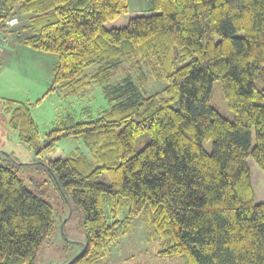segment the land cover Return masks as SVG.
<instances>
[{"label":"trees","instance_id":"obj_1","mask_svg":"<svg viewBox=\"0 0 264 264\" xmlns=\"http://www.w3.org/2000/svg\"><path fill=\"white\" fill-rule=\"evenodd\" d=\"M151 4L154 14L107 28L127 12L128 0H0L4 36L21 35L26 47L58 58L43 97L57 89L76 96L127 70L105 87L109 109L90 121L68 117L43 139L30 108L40 99L4 103L9 127L39 158L63 138L82 139L88 149V156L44 163L67 202L83 212V247L62 264H99L139 216L160 257L264 264V202L254 201L247 163L251 157L264 172V0ZM9 18L22 24L4 25ZM148 78L164 88L145 94ZM215 80L233 119L210 104ZM140 138L145 144L137 150ZM203 140L212 141L211 152ZM104 171L109 183L97 180ZM55 226L52 206L0 164V264H35Z\"/></svg>","mask_w":264,"mask_h":264},{"label":"rangeland","instance_id":"obj_2","mask_svg":"<svg viewBox=\"0 0 264 264\" xmlns=\"http://www.w3.org/2000/svg\"><path fill=\"white\" fill-rule=\"evenodd\" d=\"M154 13L151 0H128L127 12L106 22L105 27H122L135 15ZM26 20V17H22L23 23ZM24 34L25 32L22 33ZM21 37L12 32L11 35L4 37L3 47L8 45L0 66V164L12 167L24 181L28 190L47 201L53 208L56 217L54 236L42 243L37 252L35 264H62L71 260L83 247L85 242L83 212L77 205L67 202L44 163L48 158H66L76 152L88 156V149L82 139L63 138L52 152L44 153L43 158H39L18 137L17 132L9 127V114L4 109V103L7 99L26 104L35 103L37 99H40V103L30 108L39 136L43 139L49 130L57 127L68 117L76 122L90 121L99 117L104 110L109 109L110 104L105 96V87L121 81L127 74V70L122 71L110 83L95 82L76 96L66 95L57 89L43 97L51 84L58 58L54 54L26 47L21 42ZM93 70L94 67H88L85 71L90 74ZM164 86L163 81L148 78L143 86V92L147 95L153 94L162 90ZM212 88L211 106L224 117L233 119V112L227 105L218 80L213 82ZM253 143L254 132H252ZM144 144L145 139H138L137 150ZM202 145L207 152H211V140H203ZM247 163L254 191V201L264 202V172L251 157L248 158ZM97 180L104 183L110 182L105 171L97 177ZM104 211L108 221H112L106 205ZM126 213L125 204L120 205V217L126 216ZM150 231L151 229L142 216L134 218L129 232L114 242L108 256L100 260L99 264H184L183 259L160 257L157 254L159 243L150 236Z\"/></svg>","mask_w":264,"mask_h":264},{"label":"built area","instance_id":"obj_3","mask_svg":"<svg viewBox=\"0 0 264 264\" xmlns=\"http://www.w3.org/2000/svg\"><path fill=\"white\" fill-rule=\"evenodd\" d=\"M17 23H18V21H17L16 18H9V19H7V21L4 23V25L10 27V26H14V25H16ZM4 37H5V36H4V33H3V32L1 31V29H0V51H1L2 47H3V45H4V42H5Z\"/></svg>","mask_w":264,"mask_h":264},{"label":"crops","instance_id":"obj_4","mask_svg":"<svg viewBox=\"0 0 264 264\" xmlns=\"http://www.w3.org/2000/svg\"><path fill=\"white\" fill-rule=\"evenodd\" d=\"M8 35H11V33H8L7 34V36ZM19 43H21V42H19ZM16 44V43H15ZM8 45V44H7ZM7 45H5L2 49H1V51H0V66H1V64H2V57H3V54L5 53V51H6V46Z\"/></svg>","mask_w":264,"mask_h":264}]
</instances>
